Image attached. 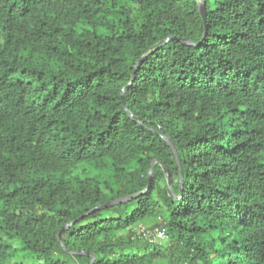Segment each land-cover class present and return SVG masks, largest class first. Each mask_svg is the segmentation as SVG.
Segmentation results:
<instances>
[{
	"label": "trees",
	"instance_id": "1",
	"mask_svg": "<svg viewBox=\"0 0 264 264\" xmlns=\"http://www.w3.org/2000/svg\"><path fill=\"white\" fill-rule=\"evenodd\" d=\"M200 1L0 0V264H264V0Z\"/></svg>",
	"mask_w": 264,
	"mask_h": 264
},
{
	"label": "water",
	"instance_id": "2",
	"mask_svg": "<svg viewBox=\"0 0 264 264\" xmlns=\"http://www.w3.org/2000/svg\"><path fill=\"white\" fill-rule=\"evenodd\" d=\"M198 3H199V12H200L201 15L203 16V18L206 19V12H205V7H204V0H201V1L198 2ZM168 39H169V38H168ZM168 39H165L164 41H166V40H168ZM177 40H180V41H182V42H184V43H188V44H190V41H188V40H186V39H180V38H177ZM122 95H123V90H122V93H121V97H122ZM163 139H164V141H166V143L168 144V146H169V148H170V151L172 152V154H173V156H174V158H175V160H176V163L178 164L177 154H176V152H175L174 146H173V144H172L170 138L164 136ZM164 172H165V170H164ZM165 176L167 177V173H166V172H165ZM147 180H148V184H149V183H150V180H151V167H150L149 170H148ZM167 181H168V180H167ZM168 186H169V182H168ZM144 190H145V189H144ZM144 190H143V191H144ZM143 191H141V192H143ZM127 199H128V197H121V198H117V199H114V200H110V201L105 202L104 204H101V205H98V206L94 207V208L91 209V210L99 209V208L104 207V206H107V205L117 204V203H120V202L126 201ZM66 226H67V225H65V227H66ZM65 227H64V228H65ZM62 230H63V229H61V230L56 234L57 237L59 236V233H60ZM60 245H61V247H63V245H62L61 242H60ZM78 253H82V252H78ZM93 259H94V256L91 255V259H90V263H89V264L92 263Z\"/></svg>",
	"mask_w": 264,
	"mask_h": 264
},
{
	"label": "rangeland",
	"instance_id": "3",
	"mask_svg": "<svg viewBox=\"0 0 264 264\" xmlns=\"http://www.w3.org/2000/svg\"><path fill=\"white\" fill-rule=\"evenodd\" d=\"M13 246H17V244L16 243H14L13 244ZM15 259H18V258H23V259H21L25 264H27V263H29L30 261H31V259L30 258H28V257H26V256H24V254L22 253V251L21 250H17V251H15Z\"/></svg>",
	"mask_w": 264,
	"mask_h": 264
},
{
	"label": "built area",
	"instance_id": "4",
	"mask_svg": "<svg viewBox=\"0 0 264 264\" xmlns=\"http://www.w3.org/2000/svg\"><path fill=\"white\" fill-rule=\"evenodd\" d=\"M162 235V232L155 231V237H160Z\"/></svg>",
	"mask_w": 264,
	"mask_h": 264
}]
</instances>
